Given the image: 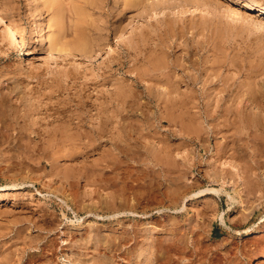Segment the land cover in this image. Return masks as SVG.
I'll return each mask as SVG.
<instances>
[{"label":"rangeland","instance_id":"1","mask_svg":"<svg viewBox=\"0 0 264 264\" xmlns=\"http://www.w3.org/2000/svg\"><path fill=\"white\" fill-rule=\"evenodd\" d=\"M1 1L9 3L7 5L15 15L25 39L27 55L22 57V54H18L23 58L18 60L8 45L12 29L8 21L0 17V186L17 185L0 192V264H178L180 260L183 261L179 264H264V173L253 172L248 158L240 156L232 160L241 167L238 168L241 174L236 172L229 158L217 156L216 141H201L197 126L186 121L171 123L165 120L159 124L155 119V122L137 119L128 126L131 131L122 124L115 127L110 125L107 129L103 127L105 137L93 136L89 151L84 149L89 144L88 138L77 136L69 140L61 137L63 130L60 129L67 127L68 133L76 136L78 128L75 125L79 122L76 118L77 105H85L87 110L92 108L94 111H87L83 116L96 118L97 110L93 106L104 100V96H110L114 89L127 84V87L131 86L130 90L133 88V92L140 95L144 90L142 86L155 84V81H149L153 79L150 76L152 66H149L158 60L156 64L159 67L174 66L173 69L162 68L163 72H159L166 74V79L180 80L185 73L198 75L208 65L216 67L212 70L218 71L216 74H221L233 85V92L255 91L263 97L264 34L248 24L250 18L241 25L238 22L237 25L232 16L226 18L228 0H198L200 4H197V0H194L196 3L192 2L194 4L185 0V6L179 0H169L170 6L161 5L148 14L143 7H139L142 6L140 0H135L136 3L133 0V7L122 6L123 0L122 3L115 0L116 5L114 0H98L100 4L95 0V5L92 0L93 3L83 6L87 12L92 11L89 16L96 14L93 16L95 18L86 15L87 20H94H89L90 23L86 20L88 27L84 25V30L91 29L94 36L90 37V32L78 30L81 34L76 32V27L73 29L79 19L71 11L80 7L81 2H76L78 0H71L70 4H67L68 0H53L49 7H46L44 0H36L41 6L36 4L45 9L33 10L34 13L31 10L34 0ZM248 1L264 7V0ZM57 3L61 4L60 7ZM138 3L141 5L138 6ZM92 4L97 5L98 10ZM67 6H70L69 9L73 7L68 10L71 16L66 12ZM58 7H66L64 14H67L64 16L63 12L60 13L63 10ZM91 7L94 10H90ZM159 8L162 11H158ZM96 16L101 19L98 20ZM131 19L135 21L134 25ZM40 20L45 22L49 44L50 39L57 38L65 46L76 47L78 39L91 42V39L98 37L94 39L95 42L103 40L106 45L110 43L109 47L105 45L106 49L96 58L71 54L65 57L67 62H57L55 57L60 58L59 54L55 57L47 55L39 44ZM55 20L60 25L53 23ZM128 21L132 24L126 28ZM93 24L100 28L92 30ZM55 25L60 26V30ZM139 46L141 50L136 49ZM26 57L29 61H24ZM148 57L151 60H146ZM69 61L79 62L81 66L68 65ZM111 63L112 69L109 68ZM141 71L145 76L140 74V77L146 79L137 85L133 80ZM104 73L108 76L111 74V79ZM103 74L107 76V83L101 81ZM99 81L104 84H98ZM180 84L179 90L187 92L186 84ZM83 100L85 104L81 103ZM263 102H259L260 105L262 103L264 106ZM136 107L134 114L139 115L136 117L141 118L149 113L153 119L160 114L159 110L152 108H146L141 114L142 110H138L140 107ZM123 114L131 115V111ZM63 119H71V124H64ZM87 125L84 128L91 130V125ZM96 127H99L98 124ZM55 129H60V133L48 138L46 130L51 132ZM110 136L118 139V142L115 141L122 148L126 147L124 150L127 149V154H118L114 145L106 142ZM30 144L47 150L43 153L36 148L31 152L28 150L29 146L33 150ZM147 148L152 149L150 157L146 156ZM154 151L155 154L151 153ZM108 152L115 155L111 159L114 163L110 166L106 163L110 159L106 157ZM116 155H119L117 159ZM145 158L155 159L163 167L162 171L155 163L143 161ZM174 159L183 162L180 164ZM261 159L264 160V156ZM174 166L175 169L170 170ZM212 188L221 189L220 193L210 192ZM164 255L169 256L171 263L165 262L167 258Z\"/></svg>","mask_w":264,"mask_h":264},{"label":"bare ground","instance_id":"2","mask_svg":"<svg viewBox=\"0 0 264 264\" xmlns=\"http://www.w3.org/2000/svg\"><path fill=\"white\" fill-rule=\"evenodd\" d=\"M34 4L32 5V1L30 2L31 3V6H34L33 9H31L32 11H39V8H41L40 4L38 1L34 0ZM67 1V0H65ZM95 1V0H93ZM92 0H78L76 1L77 3L78 2H81V5L80 7H75L73 8V11H71V13L73 14H76L78 16L77 19L78 22H77V25L74 24V28L76 27L77 31L76 32H79L81 33L80 31H83L84 28V25H86V23L90 20L92 21L91 19H88L87 20V16L88 14H90L91 12H87V9L84 10L83 6L85 7L88 3H93ZM98 1V0H97ZM115 1V0H114ZM135 1V0H134ZM133 0H123V3L121 0H118L117 3H122L121 5L122 6H129V5H135ZM172 1V0H171ZM175 1V0H174ZM173 1V2H174ZM185 2V0H179V2ZM191 1V2H190ZM189 2L192 3L194 2V0H190ZM198 1V0H197ZM201 1V0H200ZM227 1V0H226ZM36 2L40 5L38 6L36 4ZM52 2H54L53 0H44V4L47 5L46 7H49ZM58 2V0H57ZM62 2V1H61ZM71 2V0L67 2V4ZM74 2V3H76ZM102 2V1H101ZM105 2V1H104ZM139 2V0L137 1ZM142 6H139L140 3H138V6L139 7H143V11L148 12L150 13V11L153 12V10H157L156 8L160 7L161 5L164 7V6H168L170 3L169 0H140ZM177 2V1H176ZM175 2V3H176ZM188 3V1H186ZM223 2V1H222ZM96 1L94 2V5H95ZM99 3V1H98ZM116 1L114 2V5ZM174 3V4H175ZM189 3V4H190ZM196 3V1L194 2ZM192 3V4H194ZM206 3V1L204 2ZM9 4V3H7ZM5 4V2L3 3V1L0 0V17L2 19H5L6 21H8V26L10 27V29H12V31L10 30L9 32V36H8V45H10V47L14 50V52L16 53L17 55V58L18 60H23L22 57H25L27 55V49H26V44L24 43V40L22 38V34H21V31H20V27H19V24L17 23L16 19H15V15L14 13L12 12V10L10 9V7ZM43 4V3H42ZM58 4V3H57ZM63 4V3H62ZM66 3L64 2V5ZM66 4V5H67ZM70 4V3H69ZM97 4V3H96ZM100 4V3H99ZM105 4V3H103ZM102 4V5H103ZM140 4V5H141ZM172 4V3H171ZM182 4V6H183ZM197 4H200L199 1ZM203 4V3H202ZM201 4V5H202ZM207 4V3H206ZM205 4V5H206ZM214 4V3H213ZM228 6L229 8L226 10L229 11L227 13V17L226 18H230L231 16L234 18L233 20L236 21V24L239 25L238 23H243L248 21L247 19L250 18V20L248 22L249 25L252 26L253 29L257 30V31H261L263 32L264 34V7H260L258 5H256V3L252 2V1H248V0H228ZM45 5H43L45 7ZM59 7L61 4H58ZM63 5V6H64ZM79 5V4H78ZM91 5V4H89ZM93 5V4H92ZM96 8V6H94ZM120 5V6H121ZM137 5V4H136ZM186 4H184L185 6ZM203 5V6H205ZM11 6V5H10ZM56 6V5H55ZM54 6V7H55ZM62 6V7H63ZM77 6V5H75ZM101 6V5H99ZM119 6V7H120ZM170 6V5H169ZM175 6V5H174ZM181 5L180 7L183 8ZM195 6V5H194ZM202 6V7H203ZM226 6V7H228ZM53 7V8H54ZM60 10H63V11H60L63 12L64 14V9H66V7H64L62 9L59 8ZM70 6H67V10L66 12L69 10H72L69 9ZM87 7V6H86ZM90 10H92V8ZM131 7V8H132ZM138 7V8H139ZM177 7V6H176ZM179 7V6H178ZM188 7V6H187ZM186 7V9H188ZM196 7V6H195ZM198 7L200 8V6L198 5ZM51 8V7H50ZM51 8V9H53ZM139 8V9H141ZM166 8V7H165ZM171 8V7H169ZM185 8V7H184ZM216 8V7H215ZM214 8V9H215ZM42 9V8H41ZM45 9V8H43ZM42 9V10H43ZM49 9V8H48ZM47 9V10H48ZM97 9V8H96ZM117 9V7H116ZM119 9V8H118ZM127 9V8H126ZM137 9V7H136ZM162 9V8H161ZM160 8L158 9L161 10ZM174 9V8H173ZM178 9V8H177ZM180 9V8H179ZM197 9V8H196ZM40 10V11H42ZM46 10V11H47ZM55 10V9H54ZM57 10V9H56ZM89 10V9H88ZM94 10V8H93ZM98 10V9H97ZM105 10V9H104ZM123 10V9H121ZM131 9L129 8V11ZM134 10V9H133ZM164 10V8H163ZM181 10V9H180ZM213 10V9H211ZM34 11L32 13H34ZM69 11L67 12L69 14ZM103 9L101 10V13H102ZM120 11V10H119ZM142 11V12H143ZM162 11V10H161ZM160 11V12H161ZM182 11V10H181ZM184 11V10H183ZM189 11V10H187ZM215 11V10H213ZM217 11V9H216ZM49 12V11H48ZM51 12V11H50ZM53 12V11H52ZM56 12V11H54ZM95 12V11H93ZM100 12V11H98ZM136 12H139V10H137ZM175 12V11H174ZM39 14H42L40 12H38ZM59 13V12H58ZM65 13L64 16L67 14ZM87 13V14H86ZM100 13V14H101ZM128 13V12H127ZM155 15H157V12L154 11ZM153 13V15H154ZM216 13V12H215ZM214 13V14H215ZM38 14V15H39ZM50 17H52L51 13H49ZM71 14V15H72ZM73 14V15H74ZM93 14V13H92ZM98 14V13H97ZM141 14V13H140ZM146 14V15H147ZM159 14V13H158ZM161 14V13H160ZM159 14V15H160ZM164 14V12L162 13ZM53 15L55 16V14L53 13ZM60 15V14H58ZM69 14V16H71ZM75 15V17H76ZM96 14H93V16H95ZM103 15V14H102ZM143 15V13L141 14V16ZM145 15V14H144ZM216 15V14H215ZM57 16V15H56ZM63 15H61L62 17ZM89 16V15H88ZM92 16V15H90ZM89 16V17H90ZM92 16V17H93ZM99 16V15H98ZM101 16V15H100ZM148 16V15H147ZM151 16V14L149 15ZM158 16V15H157ZM58 17V16H57ZM74 17V18H75ZM104 17V16H103ZM63 18V17H62ZM65 18V17H64ZM95 18V17H93ZM96 18L99 20L101 19L100 17H97ZM50 19V18H49ZM49 19L47 20V23L49 21ZM52 19V18H51ZM50 19V20H51ZM59 19V17H58ZM76 19V18H75ZM232 19V18H231ZM44 20V19H43ZM43 20H40V38H39V41H40V45H41V48L42 50H44L46 52V54L48 53L49 55H52L53 57H55V55L57 56L59 54L60 58L61 56H63L62 59H60L59 57H55L56 61L57 62H67L66 58L67 56L71 55V54H74L76 55L77 57L80 56V55H90L91 57H97L96 55L100 54L102 52V50L108 46L109 44L104 42L103 43V40L102 42H98V41H94V39L92 40L91 39V42L90 40H82L81 39H78V41L76 40L77 42V46L76 47H70V46H65L64 44H62V42L59 40V39H53L51 40L50 39V44H49V40L48 38V35L47 32H46V26H45V22ZM67 20V18H66ZM87 20V22H85ZM130 20V19H129ZM51 21H54V20H51ZM89 21V23H90ZM94 21V20H93ZM92 21V22H93ZM96 21V19H95ZM102 22V20H100ZM99 21V22H100ZM127 21V20H126ZM234 21V22H235ZM68 22V21H67ZM70 22V21H69ZM85 22V23H84ZM131 22H132V19H131ZM238 22V23H237ZM51 23V22H50ZM55 24H59V21L58 20H55V22H53ZM133 25L135 23L132 22ZM132 23H129L128 21V26L126 25V28L131 26L129 24H132ZM49 24V23H48ZM47 25V24H46ZM60 25V24H59ZM79 25V26H78ZM94 25V24H93ZM102 25V24H100ZM53 26V25H52ZM56 26V25H55ZM91 27V25H89ZM95 26V25H94ZM94 26L92 27V30H96L98 27L97 24H96V28H94ZM104 26V25H103ZM250 26V27H251ZM47 27L49 28V26L47 25ZM57 27V26H56ZM55 27V29H56ZM60 27V26H59ZM57 27V30L60 28ZM68 27V26H67ZM88 27V26H87ZM237 27V26H236ZM47 28V29H48ZM62 28V27H61ZM100 28V27H99ZM98 28V29H99ZM103 28V27H102ZM105 28V27H104ZM123 28V27H122ZM133 28V26H132ZM38 29V28H37ZM64 29V28H62ZM69 29V27H68ZM71 29V30H73ZM90 29V28H89ZM89 29H86V30H89ZM118 29V28H116ZM115 29V30H116ZM80 30V31H78ZM84 30L83 32L86 33V32H90L91 29L89 31H86ZM101 30V29H100ZM114 30V29H113ZM120 30V29H118ZM117 30V31H118ZM125 29L123 28V30L121 29L122 33H124ZM61 31H64V30H61ZM74 31V30H73ZM116 31V33H117ZM33 32V31H32ZM92 32V31H91ZM90 32V33H91ZM103 32V31H102ZM115 32V31H113ZM39 33V32H38ZM55 34V32H53ZM57 33V31H56ZM89 33V34H90ZM101 33V32H100ZM119 33V32H118ZM258 33V32H257ZM61 32H59V36H60ZM74 34V33H73ZM82 34V33H81ZM80 34V35H81ZM96 34H98V32H96ZM95 34V35H96ZM102 34H105V33H102ZM121 34V33H120ZM170 34V33H169ZM260 34V33H259ZM261 34V36L263 35ZM76 35V33H75ZM84 35V34H83ZM86 35V34H85ZM92 35V33H91ZM89 35L90 37H93L94 35ZM100 35V34H98ZM50 36H51V33H50ZM58 36V37H59ZM102 36V35H101ZM104 36V35H103ZM53 37V35L51 36V38ZM56 37V36H54ZM61 37L63 38V36L61 35ZM82 37V36H80ZM89 37V38H90ZM96 37V36H95ZM264 37V35H263ZM262 37V38H263ZM38 38V37H37ZM74 38V37H73ZM87 38V37H86ZM98 38V37H97ZM96 38V39H97ZM101 38V37H100ZM103 38V37H102ZM106 38V37H105ZM181 38V37H180ZM259 38V37H258ZM85 39V38H84ZM95 39V40H96ZM107 39V38H106ZM260 39V38H259ZM64 40V39H63ZM105 40V39H104ZM93 41V42H92ZM106 41V40H105ZM260 41V40H259ZM261 42V41H260ZM72 41L69 42V44H71ZM106 45V46H105ZM140 45V44H139ZM143 46V45H142ZM260 46V45H259ZM109 47V46H108ZM134 47V46H133ZM193 47V46H192ZM264 47V46H263ZM135 48V47H134ZM139 48L140 49V46L139 47H136V49ZM199 48V47H198ZM106 49V48H105ZM143 49V48H142ZM111 50V49H110ZM141 50V49H140ZM165 51V50H164ZM264 52V50H262ZM107 52V51H106ZM261 52V51H260ZM262 53V52H261ZM18 54H22L23 56L20 58ZM47 54V55H48ZM212 54V53H211ZM263 54V53H262ZM130 55V54H129ZM112 56V55H111ZM169 56V55H168ZM211 56V55H210ZM220 57V55H218ZM49 57V56H48ZM51 57V58H53ZM66 57V58H65ZM75 57V56H74ZM113 57V56H112ZM154 57V56H153ZM110 58V57H109ZM151 60L148 58H146V60ZM163 59V58H162ZM29 61V58L26 57V59H24V61ZM191 60V59H190ZM155 61V60H153ZM152 61V63H153ZM159 61V60H158ZM158 61H155V64L151 65L150 63V66L148 64V66L151 68L150 69V72L152 74H150V76H152V80H149V81H155L154 85H145V86H142L144 83H142V87H144V90L139 94H135V93H138V92H133V88L132 90H130L129 86L127 87V84L126 86L122 85L123 87H118L119 89H114L111 93H110V96H104V100L100 101V103H95V105L93 106L92 103H90L93 108H95V110H97V114L95 115V117H91L90 119L86 118L85 116H83L84 113H87V111L91 112L93 109H88L87 110V106H80V105H77V108L76 109V112H78V114L76 115V118L79 120V122L75 125L78 131V133H76V136L71 134V133H68V128L65 127V129H62L60 128L61 130V137H66V138H69V140H72L74 139L75 137H82V138H88L89 140V144H86L84 146V149L85 150H88L89 151V148L91 146V138H94V137H97V138H104L105 137V127L107 129V127H109L110 125L112 127H115L116 124H122L124 126H131L133 125L134 121L133 120H140L142 119V121L144 120V122H151L153 120V122L157 121L159 124L160 123H163L165 120H168L170 121L171 123L174 122V123H177L178 121H181V122H184L186 121L187 122H190L194 123L195 127L197 126L196 130L199 131V134L198 136L200 135V140H205L207 141L208 139H213L215 140L214 142L217 143V147H216V154L217 156H219V158L221 157L223 159V157L225 158H229L231 161L233 159H236L238 157H245L248 161L246 163H248V165L250 166L251 170H253V172H259L260 171L262 173H264V160L261 159L263 156H264V106H262V103L260 105L259 102H263L261 100V98H264L263 97H260L261 94H259L260 96H258V92L255 93L254 92H251V93H248L247 91H235L233 92V85H231L228 81L225 80V78L221 75V74H216L217 72L213 71L214 69L213 68H216V67H208V65L205 67L203 70L204 72H201L199 73L198 75H191L190 73H185V75H182L181 79L180 80H175L174 78H169V79H166L164 78L166 76V74H163L162 72V68H170V69H173L174 66L169 64V66H162V67H159L157 64ZM71 61H69V63H67L68 65L69 64H76L75 62L73 63H70ZM116 62L113 61V63ZM147 62V61H145ZM189 62V60H188ZM187 62V63H188ZM217 63V61H215ZM43 63V62H42ZM46 63V62H45ZM157 63V64H156ZM193 63V62H192ZM209 63V62H208ZM49 64V63H48ZM78 66H81L79 65V62L77 63ZM76 64V65H77ZM160 64H163V63H160ZM191 64V63H190ZM195 64V63H194ZM206 64V63H205ZM51 65V64H50ZM168 65V64H167ZM264 65V64H263ZM77 66V67H78ZM145 66V65H144ZM179 66V65H178ZM186 66V65H185ZM214 66V65H213ZM219 67V65H217ZM159 67V68H158ZM79 68V67H78ZM109 68L112 69V63L109 65ZM213 69V70H212ZM81 70V69H80ZM146 70V69H145ZM169 70V69H168ZM191 70V69H190ZM202 70V69H201ZM68 71V70H67ZM79 71V70H78ZM137 71V70H136ZM149 71V70H148ZM160 71H162L161 73H159ZM109 72V71H108ZM107 72V73H108ZM143 71H141L139 74H137V78H135L133 80V83L137 84V85H140V81L144 82L146 77L145 78H142L140 77L142 74ZM165 72V71H164ZM170 72V71H169ZM173 72V71H172ZM177 72V71H176ZM107 73H104V74H107ZM103 74V79L101 80L102 82L106 81L107 79V76H104ZM141 74V75H140ZM170 74V73H169ZM110 75L109 74V78L108 79H111L110 78ZM113 75V74H112ZM175 75V74H174ZM143 77L145 75H142ZM148 77V75H146ZM262 76V75H261ZM172 77V76H171ZM151 78V77H150ZM178 78V77H176ZM9 79V78H8ZM143 79V80H142ZM147 80V82H148ZM135 81V82H134ZM259 81V80H258ZM109 82V80H108ZM111 82V80H110ZM126 82V81H125ZM181 82H184L186 84V88L188 89L187 92H184V91H180L179 90V85H181L180 83ZM260 82V81H259ZM263 82V81H262ZM101 83L100 81L98 82V84ZM107 83V81H106ZM101 84H104V83H101ZM241 84V83H240ZM96 85V84H95ZM129 85V84H128ZM135 85V86H137ZM199 85V87H197ZM264 85V84H262ZM19 86V84H18ZM99 86V85H97ZM257 87V86H256ZM260 87V86H259ZM182 88V87H181ZM257 89V88H256ZM262 89V88H261ZM98 91V90H97ZM264 91V90H263ZM101 94H102V91H101ZM104 94V93H103ZM108 94V92L106 93ZM263 94V93H262ZM85 95V94H84ZM264 95V94H263ZM90 97V95H89ZM101 97V96H100ZM260 97V99H259ZM84 98V97H83ZM87 98V97H86ZM92 98V97H91ZM94 99V98H93ZM3 100V99H2ZM1 100V101H2ZM95 100V99H94ZM99 100V98H98ZM144 100V102H143ZM260 100V101H259ZM76 101V100H75ZM80 102V101H79ZM93 102V101H92ZM98 102V101H97ZM82 104H85V101H81ZM88 103V102H87ZM21 105V104H20ZM139 106L140 109L138 110H142V113L141 114H144L143 113V110H145L146 108L148 109H157L160 111V114L159 116H154L153 119H152V116L148 113H146V116H143V117H136L137 114H134L135 113V109L137 110V107L134 108V106ZM263 105H264V102H263ZM86 107V108H85ZM24 108H26V106L24 105ZM1 109V108H0ZM20 109V108H19ZM60 111V110H58ZM67 111V110H65ZM64 111V112H65ZM94 111V110H93ZM129 112L131 111V115H125L123 114V112ZM147 111V110H146ZM1 112V111H0ZM54 112V111H53ZM148 112H151L153 113L152 111H149ZM156 112V111H155ZM5 113V112H4ZM96 113V112H95ZM158 113V112H157ZM156 114V113H154ZM67 115V114H66ZM158 115V114H157ZM2 116V115H1ZM139 116V115H137ZM65 118V117H64ZM74 120V118H72ZM155 119V121H154ZM64 120V124H68L70 123L71 124V119H63ZM97 121V122H96ZM176 121V122H175ZM86 122V124L84 123ZM89 123V127L91 125V130H87L84 128V125L88 126L87 124ZM139 123V122H138ZM157 123V124H158ZM189 123V124H190ZM98 124L99 127H96V125ZM136 124V123H135ZM188 124V125H189ZM163 125V124H162ZM170 125V124H169ZM179 125V124H178ZM183 126V124H181ZM23 126V125H22ZM123 126V127H124ZM191 126V125H190ZM104 127V129H103ZM121 127V126H120ZM119 127V128H120ZM139 127V126H138ZM149 127V126H148ZM187 127V126H185ZM194 127V128H195ZM84 128V129H83ZM122 128V127H121ZM130 127H128L126 130H128ZM133 129V126L131 127ZM23 129H26V128H22ZM60 129H55L53 131H47L46 130V133L48 135V138H54L55 136H57L58 133H60ZM114 129V128H113ZM184 129V128H183ZM21 130V129H20ZM29 130V129H28ZM112 130V129H111ZM117 130V129H116ZM120 130V129H119ZM125 130V128H124ZM131 131V129H129ZM128 130V131H129ZM134 130V129H133ZM138 130V129H137ZM186 129H184L185 131ZM193 130V128H192ZM195 130V129H194ZM135 131V130H134ZM140 131V130H139ZM197 131V132H198ZM25 132V131H23ZM116 132V131H115ZM118 132V131H117ZM193 132V131H192ZM22 134V132H19V134ZM120 133V132H119ZM126 133V131H125ZM129 132H127L128 134ZM138 133V132H137ZM20 134V135H21ZM146 134V133H145ZM113 135V134H112ZM94 136V137H93ZM114 136V135H113ZM113 136H110L109 137V140L106 139V142H111L115 149L118 151V154H122V153H126L127 154V149L124 150L125 148L121 147L120 144H118V139H115ZM128 136V135H127ZM141 137V136H140ZM144 137V136H143ZM119 138V137H118ZM142 138V137H141ZM146 138V137H145ZM22 139V137H21ZM24 139V138H23ZM22 139V140H23ZM32 139V138H31ZM120 139V138H119ZM207 139V140H206ZM117 142H116V141ZM201 140V141H202ZM32 142H35L33 139L31 140ZM42 142V141H41ZM45 142V141H44ZM204 142V141H203ZM222 142V143H221ZM206 143V142H205ZM50 144V143H49ZM201 144V143H200ZM203 144V143H202ZM22 145V144H21ZM31 145V144H30ZM44 145V143L42 144V146ZM204 145V144H203ZM32 146V145H31ZM62 146V145H61ZM159 146V145H158ZM26 147V145H25ZM28 147V146H27ZM30 147V146H29ZM28 147V150L33 152L37 147H39V145L37 146L36 144L33 147V150H30ZM41 147V146H40ZM52 147V146H51ZM60 147V146H59ZM79 147V146H78ZM161 147V146H160ZM170 147V146H169ZM24 148V147H23ZM45 148V147H44ZM50 148V147H49ZM62 148V147H61ZM167 148V147H166ZM40 149L43 153H45V150L47 149H42V148H37V150ZM149 148H147V157L149 156L150 157V151L152 150H148ZM27 150V149H25ZM57 150V149H56ZM60 150V149H59ZM160 150V149H159ZM158 150V151H159ZM162 150V148H161ZM165 150V148H164ZM164 150L162 152H164ZM176 150V149H175ZM36 151V150H35ZM112 151V150H110ZM156 151V150H155ZM155 151L154 152H151L153 154H155ZM168 151V149H167ZM178 151V150H177ZM40 152V151H38ZM161 152V151H160ZM161 152V153H162ZM171 152V150H170ZM210 152V151H209ZM25 152H23L24 154ZM88 153V152H87ZM111 153V152H110ZM109 152L107 153L108 155L106 157H110L109 161L107 160V166H110L111 164L114 163V161H112L111 159H113V157L115 156H112L111 154L114 153L112 152L110 154ZM169 153V152H167ZM176 153V152H175ZM179 153V152H178ZM39 154V153H38ZM42 154V153H40ZM131 154V153H130ZM135 154V153H134ZM146 154V153H145ZM215 154V153H214ZM26 155V154H25ZM35 155V154H34ZM166 155V154H165ZM178 155V154H177ZM194 155V154H193ZM191 155V156H193ZM48 156V155H47ZM116 159L118 158L119 155H116ZM133 156V155H132ZM135 156V155H134ZM158 154L156 155V158H157ZM168 157V155H166ZM164 156V157H166ZM175 156V154L173 155ZM216 156V157H217ZM46 157V156H45ZM152 158L153 155L151 156ZM31 158V157H30ZM152 158H150V160H147L148 158H145L143 161H148V162H152V163H155V165L159 168H161V171H162V166L159 165V163L154 159V160H151ZM175 158V157H174ZM115 159V158H114ZM143 159V158H141ZM176 159V158H175ZM174 159V160H175ZM242 159V158H241ZM139 160V159H138ZM137 160V161H138ZM225 160V159H224ZM239 160V159H238ZM243 162H244V159H242ZM246 160V161H247ZM263 160V161H262ZM141 161V160H140ZM171 161V160H170ZM176 162H179L177 160H175ZM185 161V160H184ZM218 161V160H217ZM228 161V159H227ZM230 161V165L233 167V169H235L236 172H239L238 168L241 169V167L239 166L238 167V164H236L235 161H232L231 163ZM181 162V161H180ZM179 162V163H180ZM183 162V161H182ZM181 162V163H182ZM165 163V162H164ZM167 163V162H166ZM171 163V162H170ZM173 163V162H172ZM180 163V164H181ZM188 163V162H187ZM190 163V162H189ZM226 163V162H225ZM229 163V162H228ZM241 163V161H240ZM175 164V163H174ZM173 164V165H174ZM178 164V165H180ZM186 164V162H185ZM196 164V163H195ZM222 164V163H221ZM162 165V164H161ZM164 165V164H163ZM184 165V164H182ZM189 165V164H188ZM191 165V164H190ZM224 165V164H223ZM169 166V165H168ZM195 166V165H194ZM245 167L247 166L244 165ZM149 167V166H148ZM165 167V166H164ZM171 167V166H170ZM181 167V166H179ZM188 167V166H187ZM192 167V166H191ZM196 167V166H195ZM222 167V166H221ZM219 167V170L220 168ZM230 167V166H229ZM243 167V166H242ZM144 168V167H143ZM147 168V166H146ZM151 168V167H150ZM175 169V166L172 167L170 170L172 169ZM29 169V168H28ZM168 169V168H167ZM216 169V168H215ZM232 169V168H231ZM23 170V169H22ZM165 170H166V167L164 168V174H165ZM223 170V169H222ZM228 170V169H227ZM157 171V170H156ZM221 171V170H220ZM169 172V171H168ZM167 172V173H168ZM172 172V171H171ZM232 172V171H231ZM247 172V171H245ZM252 172V173H253ZM25 173V172H24ZM50 173H53L54 172H50ZM166 173V174H167ZM170 173V172H169ZM226 173V172H225ZM240 173V172H239ZM249 173V172H248ZM241 174V173H240ZM39 175V174H38ZM51 175V174H50ZM169 175V174H168ZM171 175V174H170ZM215 175V174H214ZM238 175V174H237ZM254 175V174H253ZM256 175V174H255ZM262 175V174H261ZM31 176V175H30ZM234 176V175H233ZM259 176V175H258ZM264 176V175H263ZM17 177V176H16ZM25 177V176H24ZM28 177V175H27ZM35 177V176H34ZM164 177H167V176H164ZM169 177V176H168ZM216 177V176H215ZM223 177V176H222ZM23 178V177H22ZM65 179H67V175L64 176ZM233 178V177H232ZM242 178V177H241ZM176 179V178H174ZM178 179V178H177ZM228 179V178H227ZM226 179V181H227ZM243 179V178H242ZM264 179V178H263ZM42 180V179H41ZM168 180V179H167ZM173 180V178H172ZM37 181V180H36ZM174 181H177V180H174ZM173 181V182H174ZM221 181V180H219ZM225 181V182H226ZM172 182V181H170ZM230 182V181H229ZM237 182V181H236ZM175 183V182H174ZM173 183V184H174ZM177 183V182H176ZM223 183V182H222ZM227 183V182H226ZM231 183V182H230ZM234 183V182H233ZM10 184V183H9ZM221 185V184H220ZM242 185V184H241ZM249 185V184H248ZM16 185L15 184H11V185H2L0 186V192L1 191H6V190H9V188H14ZM229 186V185H228ZM178 187V186H176ZM236 187V186H235ZM223 189V188H222ZM176 190V189H175ZM210 192L213 191V192H216V193H220V190L216 189V188H212V189H209ZM225 191V190H224ZM240 191V190H239ZM238 191V192H239ZM262 191V190H261ZM204 192V191H203ZM32 193V192H31ZM229 193V192H228ZM198 194V193H196ZM200 194V192H199ZM238 194V193H237ZM162 195V194H160ZM232 195V194H231ZM194 196V195H193ZM202 196V195H201ZM241 196V195H240ZM231 197V196H230ZM242 197V196H241ZM154 198V197H153ZM156 198V197H155ZM187 198V197H186ZM199 198V197H198ZM237 198V197H236ZM0 200H1V196H0ZM233 200V198H232ZM237 200V199H236ZM154 201V200H153ZM152 204V203H151ZM154 204V203H153ZM185 206V204H184ZM216 206V205H215ZM136 212V211H135ZM135 212H132L135 214ZM147 212V211H146ZM137 213V212H136ZM147 214V213H145ZM151 214V213H149ZM147 214V215H149ZM119 215V214H117ZM139 215V214H138ZM143 216V215H142ZM146 216V215H145ZM224 221V220H223ZM151 225V224H150ZM166 229V228H165ZM198 229V228H197ZM262 230V229H261ZM173 231V230H172ZM192 231V230H191ZM194 231V230H193ZM197 232V231H196ZM196 232H194L196 234ZM190 233V232H189ZM246 234V233H245ZM198 242V241H197ZM203 243V242H202ZM153 244V243H152ZM195 244V243H194ZM155 245V244H153ZM180 245V244H179ZM152 247V246H151ZM169 248V246H167ZM171 247V246H170ZM173 247V245H172ZM164 248V247H162ZM166 248V246H165ZM168 248H167V251H168ZM175 248V246H174ZM177 248V246H176ZM183 248V247H182ZM181 248V249H182ZM199 248V247H198ZM171 249V248H170ZM178 249V248H177ZM180 249V250H181ZM23 250V249H22ZM179 250V251H180ZM164 251V250H163ZM166 251V253H167ZM178 251V250H177ZM171 252V251H170ZM181 252V251H180ZM201 252V251H200ZM173 253V252H171ZM178 253V252H177ZM181 253H185V252H181ZM169 255H171L169 253ZM178 255V254H176ZM184 255V254H183ZM166 256V255H164ZM172 256V255H171ZM196 256V255H195ZM264 257V254L262 255ZM1 257V256H0ZM153 257V256H152ZM169 257V256H168ZM168 257L166 256V261L165 262H169L168 260ZM181 257V256H180ZM185 257V256H184ZM156 258V257H154ZM159 258V257H158ZM164 258V257H163ZM172 258H174V256H172ZM184 259V258H183ZM175 260V259H174ZM179 260V259H177ZM183 261V260H182ZM180 260V262H182ZM199 261V260H198ZM163 262V261H162ZM164 262V263H165ZM178 262V264L180 263ZM190 262V261H189ZM171 263V262H169ZM167 264V263H166Z\"/></svg>","mask_w":264,"mask_h":264}]
</instances>
